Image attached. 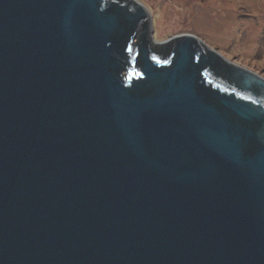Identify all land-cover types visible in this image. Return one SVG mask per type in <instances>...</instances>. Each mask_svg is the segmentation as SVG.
<instances>
[{"label": "water", "instance_id": "obj_1", "mask_svg": "<svg viewBox=\"0 0 264 264\" xmlns=\"http://www.w3.org/2000/svg\"><path fill=\"white\" fill-rule=\"evenodd\" d=\"M0 264H264V78L137 0H0Z\"/></svg>", "mask_w": 264, "mask_h": 264}, {"label": "rangeland", "instance_id": "obj_2", "mask_svg": "<svg viewBox=\"0 0 264 264\" xmlns=\"http://www.w3.org/2000/svg\"><path fill=\"white\" fill-rule=\"evenodd\" d=\"M137 1L150 13L153 39L193 34L228 60L264 78V0Z\"/></svg>", "mask_w": 264, "mask_h": 264}, {"label": "flooded vegetation", "instance_id": "obj_3", "mask_svg": "<svg viewBox=\"0 0 264 264\" xmlns=\"http://www.w3.org/2000/svg\"><path fill=\"white\" fill-rule=\"evenodd\" d=\"M218 1L223 2V1H226V0H218ZM227 1L230 2L231 0H227ZM250 1H251V0H250ZM252 1H253V0H252ZM251 6L254 7L253 2L251 3ZM239 7L241 8V7H244V6H243V5H240ZM262 7H263V4H262ZM251 15H252V14H251Z\"/></svg>", "mask_w": 264, "mask_h": 264}]
</instances>
